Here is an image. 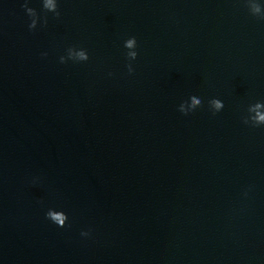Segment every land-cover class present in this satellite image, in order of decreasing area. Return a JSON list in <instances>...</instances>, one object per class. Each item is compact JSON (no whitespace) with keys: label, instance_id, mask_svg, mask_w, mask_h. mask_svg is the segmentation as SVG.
<instances>
[{"label":"water","instance_id":"1","mask_svg":"<svg viewBox=\"0 0 264 264\" xmlns=\"http://www.w3.org/2000/svg\"><path fill=\"white\" fill-rule=\"evenodd\" d=\"M48 4L0 0V264H264V0Z\"/></svg>","mask_w":264,"mask_h":264},{"label":"clouds","instance_id":"2","mask_svg":"<svg viewBox=\"0 0 264 264\" xmlns=\"http://www.w3.org/2000/svg\"><path fill=\"white\" fill-rule=\"evenodd\" d=\"M23 6L26 8L27 11H29V12L32 11V9L27 6V3H25ZM48 7L55 8L56 6L52 5L51 4V0H49ZM56 14L59 15L58 12H56ZM29 27L30 28H35V21H31V24L29 25ZM136 43H137L136 38L133 36L131 39L126 41V47L130 48ZM127 56L129 58H131V59H135L136 56H137V52L129 53V54H127ZM60 59H61V62H64V60H65L63 56ZM80 59L81 60H87L88 56L85 55L83 52H81L80 53ZM128 67H129V71H132L131 65H129ZM193 101H194V103H199V101L195 100V96L194 95H193ZM214 103H215L216 109H222L224 107V104H222L221 101L218 100V99L215 100ZM181 112L187 114V112H184V111H181ZM255 119H256V124L255 125H260L261 123H264V115H259ZM244 123L247 124V121H244ZM46 216L49 219H51V221H53L54 223H56L60 227H63L65 225L64 221L66 219H68L66 214L53 213L51 211H47ZM82 235L86 236V235H88V233L87 232H83Z\"/></svg>","mask_w":264,"mask_h":264}]
</instances>
